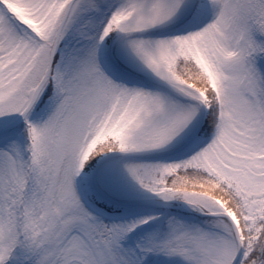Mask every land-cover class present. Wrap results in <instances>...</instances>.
Listing matches in <instances>:
<instances>
[{
  "label": "snow or ice",
  "instance_id": "obj_1",
  "mask_svg": "<svg viewBox=\"0 0 264 264\" xmlns=\"http://www.w3.org/2000/svg\"><path fill=\"white\" fill-rule=\"evenodd\" d=\"M0 264H264V0H0Z\"/></svg>",
  "mask_w": 264,
  "mask_h": 264
}]
</instances>
